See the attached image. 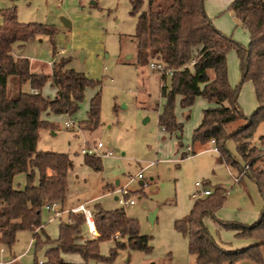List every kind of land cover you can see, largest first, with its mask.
Instances as JSON below:
<instances>
[{
	"label": "trees",
	"instance_id": "trees-1",
	"mask_svg": "<svg viewBox=\"0 0 264 264\" xmlns=\"http://www.w3.org/2000/svg\"><path fill=\"white\" fill-rule=\"evenodd\" d=\"M128 0L130 15L137 16L135 40L137 64L148 66L159 63L170 70V89L161 87L165 99L158 115V126L167 133H178L182 145L183 125L175 116V99L181 109L190 112L197 98L206 100L210 107L202 110L201 121L192 131V145L210 144L217 149V162L245 170L257 186L264 203V167L260 161L264 149L253 143L259 123L264 121V0H232L228 10L249 36L242 46L216 29L204 10V0ZM0 23V248H10L19 231L32 232L35 246L45 244V261L34 264H87L90 260L111 263L119 250L149 253L151 238L141 235L138 220L126 215L122 208L104 210L98 204L91 211L95 237L86 235L83 213L68 212L60 220L58 238L51 242L43 231L42 211L45 206H56L67 200V175L73 169L71 158L64 153L37 151L42 130L55 126L42 120V114L74 116L84 101L87 88L99 86L84 74L69 67L70 58H60L51 68L35 70L30 61L12 53L15 44L23 46L41 35L52 38L56 33L48 26L21 23L15 10L2 12ZM234 50L240 62V82L229 84L226 54ZM56 52V51H55ZM166 75L161 74L165 80ZM250 81L254 88L257 107L250 116L241 111L237 99L240 85ZM55 91L53 98H44L42 88L47 84ZM28 84L29 90L23 86ZM100 96L97 91L90 99L83 129H94L99 122ZM190 116L187 115L186 119ZM237 127L229 131L232 124ZM231 139L244 166L238 165L227 151L225 142ZM264 140L262 137L260 141ZM194 155L191 150L181 158ZM84 164L94 172L102 169L101 160L84 156ZM246 168V169H245ZM25 174L26 185L16 189L13 180ZM209 195L194 194L191 210L173 223V228L187 238L188 253L193 264H264V207L259 218L250 225L218 221L220 228L235 231L236 237L249 238L253 243L229 250L209 234L205 220L225 200L221 187L210 188L202 181ZM112 241L108 257L99 254V244ZM61 254H78L82 263H69Z\"/></svg>",
	"mask_w": 264,
	"mask_h": 264
},
{
	"label": "rangeland",
	"instance_id": "rangeland-1",
	"mask_svg": "<svg viewBox=\"0 0 264 264\" xmlns=\"http://www.w3.org/2000/svg\"><path fill=\"white\" fill-rule=\"evenodd\" d=\"M146 8L147 1L144 0L142 10ZM8 9L15 10L19 22L42 24L56 33L52 38L38 36L23 46L15 44L12 47L14 55L30 60L32 69L45 71L49 69V64L60 58H70V68L100 83L86 89L84 101L74 116L48 113L41 117L55 127L40 132L36 150L64 153L73 162V170L67 176L71 199L55 207L60 212V219L54 218L52 212L42 211L43 231L51 242L58 238L60 220H65L68 212L78 207L71 209V206L92 200L85 207L90 212L96 204L104 210L122 208L129 217L138 220L140 234L151 238L149 253L126 247L119 250L109 264H193L187 238L174 230L172 219L176 214L187 215L191 210L195 199L192 195L203 189L201 185H194L199 180L201 183L209 182L210 188L221 187L225 194L224 203L214 213V219L205 220L213 239L229 250L253 243L252 239L236 237L235 231L218 225V221L250 225L259 218L264 203L248 174L239 183H234L228 170L222 167L200 178V174L189 164V176L178 175L179 165L171 161L176 152V138L160 134L158 127V115L166 102L161 97V87L170 89V76L162 80L160 72L153 71L149 65L137 64V16L130 15L128 0H0V23L2 12ZM221 17L227 18L230 25L226 36L247 46L249 36L232 13L228 10ZM226 66L229 84L236 87L240 82V62L234 50L226 54ZM23 89L29 90L28 84ZM97 91L100 96L99 122L94 129L86 130L82 122L86 120L89 101ZM41 94L44 98H53L50 84L42 88ZM237 103L246 116L256 109L250 81L240 85ZM205 104L203 99L198 98L191 108L189 119H186L189 113L181 109L179 98L175 99V115L184 126L181 139L184 147L192 145V131L201 118ZM67 119L74 126L66 128L64 122ZM237 125H230L229 131ZM262 137L264 121L258 124L253 135V143L264 149V140L260 141ZM97 143H101L103 149L91 157L101 160L100 172L86 166L84 156L79 152L81 146ZM225 146L234 161L244 166L235 143L229 139ZM103 151H111L112 155L102 157ZM261 159L264 160V156ZM258 164L264 167V161ZM238 168L230 167L229 170L237 175ZM138 174L142 175V179H137ZM129 176L132 181L127 188L130 191L127 198L133 199L135 204L120 207L115 201L119 195L106 186H113L116 180L124 181ZM140 181L144 186H139ZM13 185L16 189H23L25 174L15 176ZM155 211L156 219L151 223L150 212ZM83 229L86 235H90L86 223ZM39 237L42 244L36 247L32 232L19 231L10 248L2 247L4 252L0 254V264L13 259L10 264H34V259L44 262L46 250L54 245L45 244L46 239L41 232ZM113 247L112 241H103L99 244V254L108 257ZM61 257L69 263L83 262L78 254H61ZM87 264L107 263L90 260Z\"/></svg>",
	"mask_w": 264,
	"mask_h": 264
},
{
	"label": "crops",
	"instance_id": "crops-1",
	"mask_svg": "<svg viewBox=\"0 0 264 264\" xmlns=\"http://www.w3.org/2000/svg\"><path fill=\"white\" fill-rule=\"evenodd\" d=\"M231 2H232V0H204V10H205V13L211 19V21H212L213 25L215 26V28L218 29L220 32H222L225 35H226V33L229 32L230 25H229L228 19L227 18H222L221 15L223 13H225V12L228 11V7H229V5H230ZM50 68H51V64H49V69ZM227 76H228V71H227ZM53 92L55 94V91L54 90H53ZM204 101L206 102L204 109H206V108H208V107L211 106V104H209L206 100H204ZM191 108H190V112H191ZM183 111H185L187 113L186 110H183ZM190 112L188 114L189 116H190ZM201 115H202V113H201ZM176 120H177L178 123H181L177 119V117H176ZM200 121H201V118H200V120H198L197 124L195 123L196 124L195 125V128L198 126V124L200 123ZM182 132H183V130H182ZM159 133L160 134L169 135L170 136L169 138H171L172 136H175V138H176V142H177V144H176V152H175L174 157L172 158L171 161L174 162V163H176L177 165H179V168H180L179 173H178L179 176H182V175H188L189 176V164H190L192 166V168H194L196 170V172H198L200 174L199 175L200 178L204 177L210 171L212 172L215 169L222 168V167H224V168H226L228 170V175L233 180L234 183H239L241 181V179L244 177L245 174H243L242 176H240L242 172L238 171V174L237 175H233L231 173V171L229 170V168H230L229 166H226L224 164L218 163L217 162L218 153L213 151V148H212V145L211 144H206V145L194 144V145H191V146L186 145V147H184L183 144H182L181 146H179V140H177V137L179 135L178 133H172V134H170V133H167V132L161 130V128H159ZM181 139H182V133H181ZM163 140H164V138H163ZM181 142H182V140H181ZM162 144L167 145V143H165V142H163ZM187 148L189 150H187ZM191 150L194 152V155L188 156V157H186L184 159L181 158V155L183 153H189V151H191ZM151 165H153V164H149L148 166H151ZM72 170L70 172H72ZM131 181H132V179L129 176L124 181L116 180L115 183L113 184V186H110L109 187L107 185L106 188H108V189L111 188V191L112 192L114 191V193H115L116 190H118V189H120L122 187L128 188L130 186V184H131ZM141 183H142L141 181L138 183L139 186H142ZM194 185L200 186L201 185V181H199V180L196 181ZM206 190H208V189H206ZM136 193H138V192H136ZM192 197H194V194L192 195ZM117 198L118 197H115V201L118 204ZM70 199L71 198L69 197L68 192H67V200H70ZM91 203H92V200H87V201H84V202L79 203L77 205L71 206V209H74V207H77V206L79 207V205L80 206L82 205L85 208L86 207V204H91ZM118 206H120V205L118 204ZM130 206H132V205H130ZM155 213H156V211L155 212H150V221H151V223L153 221H155V219H156L155 218ZM184 215H185V213H180V214L174 215L173 216V219H172L173 220L172 223H174L175 220L184 217ZM54 218L60 219L59 216L58 217H54ZM87 234H88V232H87ZM96 235H97L96 231H95V234L94 235H92L91 233H90V235L88 234V236H90V237H95ZM242 247H244V246H242ZM14 260L15 259H13L11 261H7V262L3 261V264H10V263L14 262Z\"/></svg>",
	"mask_w": 264,
	"mask_h": 264
},
{
	"label": "built area",
	"instance_id": "built-area-1",
	"mask_svg": "<svg viewBox=\"0 0 264 264\" xmlns=\"http://www.w3.org/2000/svg\"><path fill=\"white\" fill-rule=\"evenodd\" d=\"M149 67L153 71L160 72L161 74L164 73L166 76L172 75V72L170 70H165L164 67L159 63H154V62L150 63ZM64 126L66 128H70V127L74 126V123L70 119H67L64 122ZM210 144L214 145V141L211 140ZM101 149H103V145L101 143H97L96 145H92V146H86V144H85L84 146L80 147L79 152L83 156H92V155H97L98 152L101 151ZM187 150H189V149L187 148ZM213 151L217 152V149L215 147H213ZM111 155H112L111 151H103L101 153L102 157H107V156H111ZM244 172H245V170L242 171L240 176H242L244 174ZM137 179L138 180L142 179V175L138 174ZM142 186H144V183L142 184ZM200 192H201V195H209L210 194V191L206 190V189H203ZM115 193L119 195L117 198V201L121 207H125L127 205H133L135 203V201L133 199L127 198L129 196L130 192L128 191V189L126 187H122V188L116 190ZM55 207H56L55 204H53L51 206L47 205L44 207V209L47 210L48 212H52L54 214V217H58V216H60V212L57 211L55 209ZM72 212L73 213H77V212L83 213L86 226L88 227V231L92 235H94L95 229H94V225H93L92 213L89 210L85 209L84 206H82V205L77 207L76 209L72 210ZM3 252H4V248H0V254Z\"/></svg>",
	"mask_w": 264,
	"mask_h": 264
},
{
	"label": "water",
	"instance_id": "water-1",
	"mask_svg": "<svg viewBox=\"0 0 264 264\" xmlns=\"http://www.w3.org/2000/svg\"><path fill=\"white\" fill-rule=\"evenodd\" d=\"M66 25H68V23H66ZM143 183H141V185H142Z\"/></svg>",
	"mask_w": 264,
	"mask_h": 264
}]
</instances>
